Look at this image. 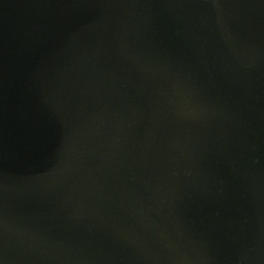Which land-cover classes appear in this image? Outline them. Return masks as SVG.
Here are the masks:
<instances>
[{"label":"water","instance_id":"obj_1","mask_svg":"<svg viewBox=\"0 0 264 264\" xmlns=\"http://www.w3.org/2000/svg\"><path fill=\"white\" fill-rule=\"evenodd\" d=\"M0 264H264V0H0Z\"/></svg>","mask_w":264,"mask_h":264}]
</instances>
